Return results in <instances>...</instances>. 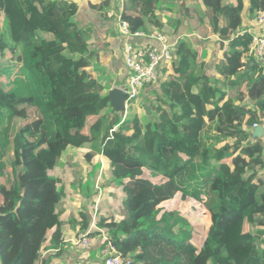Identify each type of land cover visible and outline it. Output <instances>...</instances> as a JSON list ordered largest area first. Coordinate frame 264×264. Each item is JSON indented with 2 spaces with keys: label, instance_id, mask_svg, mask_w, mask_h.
<instances>
[{
  "label": "trees",
  "instance_id": "trees-1",
  "mask_svg": "<svg viewBox=\"0 0 264 264\" xmlns=\"http://www.w3.org/2000/svg\"><path fill=\"white\" fill-rule=\"evenodd\" d=\"M1 2L0 80L9 87L0 82V149L11 145L14 180L7 189L2 185L0 152V264H48L38 254L46 236L35 243L26 238L35 230L48 232L49 248L61 250L64 192L50 172L60 146L81 148L101 136V154L125 194L124 216L97 217L89 237L105 234L129 264H235L241 246L244 264H264V142L249 137L264 119V72L249 53L252 35L239 34L245 0H200L202 24L221 51L226 42L223 58L210 75L191 42L180 40L172 74L146 96L155 100L148 105L157 118L145 124L135 104H127L124 116L115 111L105 87L85 70L89 30L77 26L72 1ZM247 3L250 18L264 11V0ZM157 4L122 0L121 18L133 32L161 29ZM229 89H239V104L227 98ZM16 117L21 125L11 136ZM33 123L39 124L37 138ZM85 157L89 162L92 156ZM145 169L162 182L144 178ZM176 196L203 202L210 216L202 250L190 242L188 222L160 208ZM80 215L85 233L88 219ZM5 219L15 220L17 232L3 227Z\"/></svg>",
  "mask_w": 264,
  "mask_h": 264
},
{
  "label": "crops",
  "instance_id": "crops-1",
  "mask_svg": "<svg viewBox=\"0 0 264 264\" xmlns=\"http://www.w3.org/2000/svg\"><path fill=\"white\" fill-rule=\"evenodd\" d=\"M68 1H72L77 6V12L74 17L77 26L79 28L89 30V37L86 40V44H87V50L90 53V59H88V66L85 67V70L89 73L91 78L96 79L97 81H99V83L102 86L105 87L102 94L108 95L111 89L122 87L125 83V77H126V70L124 68L123 60H122L123 44H124L125 38L122 37L119 33L118 25H117L115 17L109 16V14L111 13H118L121 11L122 0H68ZM105 1H108L107 5H104ZM159 1L157 4V9L163 6V4H160L161 2ZM178 4L180 5V8L186 7L190 10H195L196 6H200L203 10L200 0H168L167 3L164 4V8L168 11L166 15L170 16L169 11L172 8H174V5H178ZM101 5H102V8L100 10L94 9L95 7L98 8ZM1 6H2V2L0 0V20L3 19V16L1 15ZM247 6H248V3H247ZM156 13L158 16V12ZM159 20H160V23L162 24L166 22L165 19L159 18ZM2 24L3 25L5 24L4 20H2ZM150 30L151 31H149L148 33L147 32L145 33L153 34V33L160 32V33H163L170 41L175 40L179 36V35L168 36L164 32L165 28H161L157 30L156 28L151 27ZM240 31H245L253 35V34L262 32L263 30L260 28V26L256 24V22L254 21V18H249V15L245 13V15L242 14V24H241ZM215 38L217 39V37ZM185 39L189 40L188 37L183 38L182 40H185ZM189 41L191 42V40ZM133 42L139 45L155 43L154 41L148 38L136 39V40H133ZM225 44L226 42L224 43V48L222 51L225 50ZM219 51H220L219 61H221L223 58L222 51L220 49ZM198 58H199V55H198ZM253 59L255 62H258L262 66L263 72H264V63H260L254 57ZM218 62L214 64V69L213 71H211L210 70L211 68H209V65L206 64L205 60H203V63L205 65V70H207L210 75L214 76L216 73L215 66L218 64ZM171 67H172V64L163 71V75L160 79V82L162 81V79H165L167 78V76L172 74ZM106 86H109V88H106ZM158 86L156 89L154 87H151L150 89H148V92L141 95V97L136 101L135 106L137 107V114L140 119H141V116L139 114L140 111L142 112L144 111L146 113L145 111L146 107L149 108V112L151 111L150 106L154 105L155 102L153 103L152 101L154 99L151 98L152 102L149 103L150 106L145 105L144 101H146V96L148 94H150L153 91H158L159 89ZM233 101L235 104H239L238 101L236 100H233ZM141 123H142V120H141ZM263 123H264V119L262 120L261 124H257V125L261 126ZM142 124H145V123H142ZM30 128H31V132L34 138H37L39 135H41V133L39 132L38 123L31 124ZM254 129L255 128L253 127L249 129V135H250L249 137L252 141L255 140L252 137ZM261 138H262L261 141L264 142V127H263V136ZM44 140L45 139L43 138V141H42L43 143H44ZM103 144H104V136H101L98 140L90 144H86L81 148H73L70 146L68 147L60 146V157L58 159L59 161H57L55 172L57 171V169H59V167H64L66 169L70 168L74 163L73 154L83 153L82 154L83 159L87 163H89V166L91 168L90 170H88L89 174L91 175V178L93 174L95 175L96 169L97 171H99L101 170V168H103L102 170L105 173L108 171L111 174V170L107 166V163L101 154L102 149H103ZM86 154H90L92 156L89 162L86 160V157H85ZM30 169L33 171L34 174L38 172L37 167L34 164L30 166ZM95 177H97V175ZM57 179L60 180V178L58 177ZM70 182L72 181L68 182L69 186H70ZM95 182L97 183L98 180L95 179ZM99 184L103 187V186H106V184L108 183L104 184L103 182H101ZM67 192H64L62 203H67L66 199L69 196ZM59 209L62 210V215L60 216V219L63 221V224L61 226L62 247H61V250L59 251L60 253L49 248L50 247V244H49L50 236L48 232L46 233L42 232L41 234H39L35 230V231H31L30 233H28L26 237L29 241L35 243V242H38L41 238H43V236H46L47 240L41 246L43 248L42 250L43 254L41 257H39V259L48 258L49 259L48 264H59V262L61 261L58 262V260H60L59 258H61L63 254L69 252V250H72L74 248L75 249L82 248L81 246H77L74 243L79 242L81 238H83L85 235L88 236V234L93 230V228H95V224H96V221L94 223H90L89 222L90 217H87V214L80 209H75V208L72 209V213H73L72 216H70V213L68 214V216H65V213L68 212L67 210L69 209V206H66L65 204H61ZM81 213L85 214V216L88 219L89 227L85 231V233L81 231V224H80L82 220V217L80 215ZM97 217H100V216H97ZM119 220H116V221H119ZM1 223L3 227L9 232H12V233L17 232V224L14 219H7V220L5 219V220H2ZM88 239H89L90 247L85 249L87 253L86 256H80V257L75 258L74 261H67V262H69L70 264H73L74 262L75 264H102V254H101L102 248L100 246V237H96L94 240L90 239L89 237ZM56 253H59V254L56 255ZM70 256L75 257V255L73 254H71Z\"/></svg>",
  "mask_w": 264,
  "mask_h": 264
},
{
  "label": "rangeland",
  "instance_id": "rangeland-1",
  "mask_svg": "<svg viewBox=\"0 0 264 264\" xmlns=\"http://www.w3.org/2000/svg\"><path fill=\"white\" fill-rule=\"evenodd\" d=\"M167 1L168 0H160L159 2H161L160 4H163V6L157 9L158 17L160 19L166 20V22L162 24V28H165L164 32L168 36L179 35L178 37H181L182 39L188 37V39L192 42V46L199 55L198 62L201 60L203 62V60H205L206 64H208L209 68H211L210 70L213 71L214 64L218 62L220 58V51L218 47L219 45L217 39L215 38L216 36L210 35L207 28L202 24V8L200 6H196L195 10H190L186 7L180 8V5L178 4L174 5V8L169 11L170 16H167L166 13H168V11L164 8V4H166ZM246 6L247 2L245 0V10L243 11L244 15L245 13L248 14ZM0 82L5 86V88L9 87V85L7 84L8 81L6 79L2 78ZM159 82L160 80L153 86L155 89L157 88ZM238 90L239 89H229L227 98L235 100ZM152 101L153 103L155 102V100ZM152 101L146 100L144 101V104L148 105ZM23 107L24 106L18 107V110H21ZM139 114L141 116L142 123L155 121L157 118V113L154 110H151L149 114H146L144 111H140ZM21 121L22 120L19 117H16L12 121L11 136L21 125ZM261 126L264 127V123ZM0 152H2L1 159L5 170V181L2 185L5 189H7L10 185H12L14 180L12 169L10 167V161L12 159L11 145L6 144L2 149H0ZM82 154L83 153L73 154L74 163L70 168L66 169L64 167H59L56 172V168L50 172L51 176L60 178V182L58 185L59 188L63 192L69 191L67 192L69 195L66 199L67 203H62L61 200L58 207H60L61 204L69 206V209L67 210L68 212L65 213V216H68L69 213L70 216H72V209L74 208L80 209L87 214V217H90V223H94L97 216H112V218H114L115 220H119L124 216V212H122V202L125 199V194L123 193L121 187H119V185L115 181H111V174L108 171L105 173L102 170L103 168H101V170L99 171H97L96 169L95 175L93 174L91 178V175L88 171L91 168L89 166V163H87L83 159ZM261 174H264V171ZM96 175L97 177H95ZM143 177L149 179L154 183L162 182V179L160 177H153L146 169L144 170ZM95 179L98 180L97 183L95 182ZM69 181H72L70 182V186L68 183ZM101 182H103L104 184H108H106V186H103V188L99 184ZM160 208L162 211L178 212L179 215L184 218L189 224V229L191 232L190 242L198 250H202L205 237L210 226V216L203 202L190 198L182 200L179 196H176L172 200L163 203ZM246 233L251 238L254 236V232L251 230L241 231V235H244ZM89 238L94 240L96 237ZM231 243H229L230 246H232ZM85 249L87 248H74L72 250H69V252L63 254L61 258H59L60 260H58V262L61 261L59 262V264H70L67 261H74L77 257L86 256L87 253ZM237 249L238 252L236 251L233 254L237 257V259H235V264H244L242 260L238 258V254H240V251H243V247L241 246ZM42 250L43 248L41 247L38 253L39 257H41L43 254ZM71 254L75 255V257H71ZM199 258L201 263L204 256L200 255ZM73 264H75V262ZM208 264H211V262L209 261Z\"/></svg>",
  "mask_w": 264,
  "mask_h": 264
},
{
  "label": "built area",
  "instance_id": "built-area-1",
  "mask_svg": "<svg viewBox=\"0 0 264 264\" xmlns=\"http://www.w3.org/2000/svg\"><path fill=\"white\" fill-rule=\"evenodd\" d=\"M115 17L119 33L125 38L123 44L122 60L126 70L125 83L119 87L125 95V107L127 104H135L136 101L148 92L162 77L163 71L167 69L175 59L174 51L177 43L182 40L177 37L169 40L163 33L157 32L147 34L144 31H131L128 22L121 18V11L109 14ZM254 21L263 30L252 35L248 45L249 53L264 63V11H259L254 17ZM245 31H240L242 35ZM148 38L155 43L139 45L133 42L136 39ZM258 125L253 124V128ZM82 248L89 247L88 236L85 235L79 242L74 243ZM100 246L102 254V264H129V256H122L112 246L105 234L100 236Z\"/></svg>",
  "mask_w": 264,
  "mask_h": 264
},
{
  "label": "water",
  "instance_id": "water-1",
  "mask_svg": "<svg viewBox=\"0 0 264 264\" xmlns=\"http://www.w3.org/2000/svg\"><path fill=\"white\" fill-rule=\"evenodd\" d=\"M252 62L249 63L251 65ZM108 97L110 100V106L117 112L120 113L121 116L125 115V95L124 92L120 88H113L109 91ZM146 113L148 114L149 108L146 107ZM263 136V127L257 126L254 129L252 137L254 139H260Z\"/></svg>",
  "mask_w": 264,
  "mask_h": 264
}]
</instances>
